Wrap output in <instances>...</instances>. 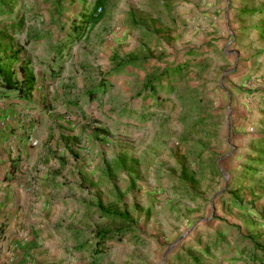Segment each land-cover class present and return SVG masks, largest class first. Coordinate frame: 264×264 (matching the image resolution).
Listing matches in <instances>:
<instances>
[{
    "label": "rangeland",
    "instance_id": "1",
    "mask_svg": "<svg viewBox=\"0 0 264 264\" xmlns=\"http://www.w3.org/2000/svg\"><path fill=\"white\" fill-rule=\"evenodd\" d=\"M94 3L0 7V52L34 81L0 96L29 198L0 264H262L264 0H103L80 24Z\"/></svg>",
    "mask_w": 264,
    "mask_h": 264
},
{
    "label": "trees",
    "instance_id": "2",
    "mask_svg": "<svg viewBox=\"0 0 264 264\" xmlns=\"http://www.w3.org/2000/svg\"><path fill=\"white\" fill-rule=\"evenodd\" d=\"M13 0H0V7H2L4 4L8 2H12ZM103 0H95L94 7L92 11L89 14L82 15V22L80 24H83L84 26L90 27L93 24L97 22V20L100 17V13H96V8L98 7L101 9ZM262 24H261V32L264 33V12H262V18H261ZM10 26L15 27L18 31L22 27V20L17 19V21L10 23ZM81 28V26H80ZM77 30V28H76ZM76 32V31H75ZM1 48V47H0ZM6 51L1 49L0 52V96L5 97H18V98H27V96L30 95V92L34 86L33 77L28 76L25 67L28 65L27 61H23L22 59H18L16 57L17 52L16 50L9 56L5 57ZM15 62H16V68L21 73V78L18 79L15 75ZM180 67H185V65L176 66L173 68H170L165 72L164 75H167L168 73L170 75H174V73H179L181 71ZM260 148H264L263 145H259ZM99 234V233H98ZM100 249V248H99ZM255 253L251 254L252 259L257 260L258 258L254 257ZM259 263L264 264L263 260H258Z\"/></svg>",
    "mask_w": 264,
    "mask_h": 264
},
{
    "label": "crops",
    "instance_id": "3",
    "mask_svg": "<svg viewBox=\"0 0 264 264\" xmlns=\"http://www.w3.org/2000/svg\"><path fill=\"white\" fill-rule=\"evenodd\" d=\"M8 98V97H6ZM6 101H12L15 99H5ZM31 124H28L25 128H26V134H28V132L30 131ZM28 136L31 138H34L35 135L34 134H28ZM28 137V138H29ZM30 139L20 142L18 145V147H24L23 149L26 150H31V148L28 146L30 144ZM5 143H2L0 145V151H2V153L0 154V160H3L5 162L6 165V170L3 171L2 175H5L7 177L8 174V178H3L0 176V222L3 221L4 217L6 214L10 213H14L15 214V219H13L14 221H20V216H16L18 214V212H20V210L22 209V207L25 206V203L27 205H29V201L27 202V200H29L27 194L28 191H25V189L22 190V188H24L22 186L19 187V185L17 183L14 182L15 178L17 177L16 175H18V170L16 169L17 167L15 166V161L13 159L12 155H9L8 153H5L4 149H5ZM28 178V176H27ZM28 180V179H27ZM15 210V211H14ZM1 226V225H0ZM2 227V226H1ZM10 229V223L7 224L5 226V228L3 229V231L5 230L6 233H2L1 236L3 235L4 237H2V243H3V247L5 248V242L7 241L8 238V231Z\"/></svg>",
    "mask_w": 264,
    "mask_h": 264
},
{
    "label": "built area",
    "instance_id": "4",
    "mask_svg": "<svg viewBox=\"0 0 264 264\" xmlns=\"http://www.w3.org/2000/svg\"><path fill=\"white\" fill-rule=\"evenodd\" d=\"M31 143H32V144L35 143V140H31Z\"/></svg>",
    "mask_w": 264,
    "mask_h": 264
}]
</instances>
